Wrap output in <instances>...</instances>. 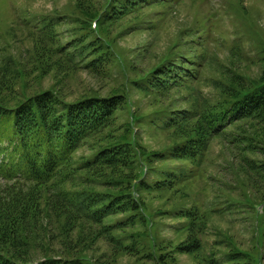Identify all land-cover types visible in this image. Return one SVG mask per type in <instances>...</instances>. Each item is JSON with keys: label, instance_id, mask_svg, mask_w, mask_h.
<instances>
[{"label": "trees", "instance_id": "obj_1", "mask_svg": "<svg viewBox=\"0 0 264 264\" xmlns=\"http://www.w3.org/2000/svg\"><path fill=\"white\" fill-rule=\"evenodd\" d=\"M244 1L226 3L244 15ZM208 2L215 0L14 7L0 31V181L13 182L0 183V264H117L121 256L179 264L180 255L198 264H263L264 195L244 192L251 190L238 168L264 182V43L252 54L241 37L227 40L218 10H204ZM171 21L178 25L157 53ZM135 33L144 42L123 47ZM80 73L111 83L106 92L90 87L68 98L62 86ZM222 159L232 181L210 169ZM210 185L215 192L201 200ZM53 195L64 233L79 229L84 247L67 238L66 254L54 255L33 237ZM152 198L163 206L154 208ZM245 212L253 219L251 249L214 222ZM167 218L175 236L164 233ZM99 241L112 248L111 261L86 252Z\"/></svg>", "mask_w": 264, "mask_h": 264}, {"label": "rangeland", "instance_id": "obj_2", "mask_svg": "<svg viewBox=\"0 0 264 264\" xmlns=\"http://www.w3.org/2000/svg\"><path fill=\"white\" fill-rule=\"evenodd\" d=\"M226 2H228V0H215L214 4L208 2L205 9H203L205 10V12L208 13H213L212 11H209L210 6H213L216 10H218V16L220 15L223 19L221 21V27H218L217 29L218 31H221L225 34L224 36L227 40L235 41V37H241L242 39H244L245 45L248 49H250V52L252 54L258 53L257 49L260 47V43H264V0H245L244 15H241L235 11H230L231 4ZM68 4L69 0H0V31H5L6 29H8L10 22H12L14 18L15 6H19V8L29 7L35 12H47L51 11L52 9H58L60 12H64ZM194 10V6H191L190 8L186 9L183 14H185L186 12H194ZM227 13L229 14L226 15ZM176 25H178L177 22L171 21L164 33H161L159 37V43L156 48L157 53L161 52L164 46L168 43V38L174 32V28L176 27ZM144 35H139L138 33L129 35L123 39L121 44L123 47L127 48L135 47L139 43L144 42ZM20 37H22V35H20ZM259 40L261 42H259ZM19 41L21 40L18 39L16 42ZM221 53L222 52H219V54ZM222 55L223 54H221L220 56ZM149 62L150 61L146 59L142 61L141 64L148 65ZM257 70L258 67L256 65H252V68L249 70V72L256 73ZM52 82L53 78H47L44 81V86L48 87ZM110 83L111 82L99 81L93 76L88 75L87 73H80L77 74L73 80L69 81L67 84L62 86V92L68 98H74L75 96L79 95L90 87H96L106 92V88L108 87L107 85H109ZM137 97L139 96L137 95ZM250 129L254 130L256 129V127L250 126ZM144 140L150 146H159V140L155 137L144 136ZM219 144L220 143L215 144L216 151L220 148ZM216 151L211 155V158L212 156L216 157ZM223 163H226V161L223 159L221 161L218 160L216 162V165L212 166L210 169L214 174L223 176L229 181H232L231 174L221 172L223 168ZM238 170L239 174L243 177V180L251 190L249 191L247 188H244V192L249 195L252 192L253 194L251 193V195H254V197L256 198H261L264 195V182L258 181L254 177L251 179H247V174L244 173L240 167L238 168ZM229 176L231 177L230 179ZM0 183L2 187L13 185V182H8L5 180H1ZM206 190L208 191L202 192L200 196L201 200L206 201L209 196L211 197L215 192L214 186L211 185ZM233 193L236 196H242L240 190H236ZM50 195H52V193ZM222 195L224 196V194ZM50 200L53 208L50 209V213L46 217L47 220L43 223L42 227L41 225H39L36 229L38 231L33 233V237L38 239V242H40V240H43L45 244L51 245L52 254L54 255L66 254L68 248L66 246L67 238L72 241L71 243H69V245L77 246L80 242L81 247H84L83 245H85L87 242L82 239L80 240L82 234L80 235L79 229L75 228V230L70 233L69 237H67V235L64 233L63 225H65V219H59L56 216L57 209L61 207L60 202L58 201L57 204L55 203L57 201V197L55 195L51 196ZM149 203L154 208L163 206L161 199L157 198L150 199ZM249 214L250 213L248 212H245L243 214H236L235 219H231L229 217H215L214 222L216 226H220L223 228V230L229 232L239 247L244 249H251L253 247V219ZM166 222L168 226L167 229H165L164 233L169 236H175L171 228H169V226L174 224L172 223L174 222V220L167 218ZM83 229L84 231L82 233L88 235L90 231L87 228ZM38 246L42 247L41 245ZM86 252L91 255V257L95 259L98 258L102 262L106 263L107 260L111 261L110 259L112 254V248L108 247L107 243H105L104 241L97 242L91 248H89V250H86ZM43 255L44 250H42V248H39L34 256V259L40 260L43 258ZM179 259V264H198V260L190 255H180ZM117 264H136V261L133 257L121 256Z\"/></svg>", "mask_w": 264, "mask_h": 264}]
</instances>
